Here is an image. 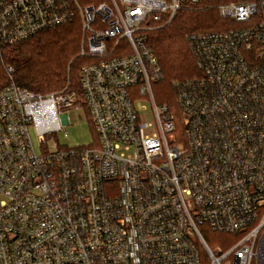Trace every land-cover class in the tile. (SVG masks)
Masks as SVG:
<instances>
[{
    "label": "built area",
    "instance_id": "1",
    "mask_svg": "<svg viewBox=\"0 0 264 264\" xmlns=\"http://www.w3.org/2000/svg\"><path fill=\"white\" fill-rule=\"evenodd\" d=\"M197 9L229 25L187 35L198 76L172 83L179 136L177 115L154 102L162 74L147 35ZM78 18L89 59L79 86L96 140L48 146L66 137L61 112L76 92L67 82L35 94L6 68L0 264H264V0H0V45ZM144 98L154 124L135 106ZM203 226L238 239L211 249Z\"/></svg>",
    "mask_w": 264,
    "mask_h": 264
},
{
    "label": "trees",
    "instance_id": "2",
    "mask_svg": "<svg viewBox=\"0 0 264 264\" xmlns=\"http://www.w3.org/2000/svg\"><path fill=\"white\" fill-rule=\"evenodd\" d=\"M105 1L78 0L83 6ZM223 29V20L215 10L197 9L180 10L168 24L150 31L147 45L162 74L161 79L153 85L159 83L172 88L175 81L198 76L195 60L186 40L187 35ZM81 36L80 23L73 21L25 40L0 45V91L9 83L7 67L12 69L13 83L17 87L35 94L60 90L68 80L69 89L77 94L76 104L84 107L89 117L79 86L80 69L89 62V59L79 56ZM165 105L170 113L177 114L172 106ZM177 119L178 116L175 118L176 123ZM204 239L209 246V240Z\"/></svg>",
    "mask_w": 264,
    "mask_h": 264
},
{
    "label": "rangeland",
    "instance_id": "3",
    "mask_svg": "<svg viewBox=\"0 0 264 264\" xmlns=\"http://www.w3.org/2000/svg\"><path fill=\"white\" fill-rule=\"evenodd\" d=\"M107 1V0H106ZM193 11V10H190ZM74 22H79V18L76 19ZM80 23V22H79ZM222 25V23H220ZM229 25L228 22L223 20V27L225 28ZM82 34V30H81ZM68 80L65 82V84ZM64 84V86H65ZM153 85V84H152ZM63 86V87H64ZM59 91V90H57ZM54 91V92H57ZM152 93L154 94L153 98L155 97V105H165L169 104L176 110V115L178 116L177 119V126H178V135H181L182 132V125H181V117L180 114L178 115V108L176 104V98L173 89L171 86L164 87L163 84H154L152 87ZM163 103V104H161ZM144 105L146 107V111L141 109V106ZM135 106L139 113H141L142 121L144 122H151L154 124L155 119L151 111L152 103L150 99H138L135 101ZM61 113L66 114L69 120V123L63 125V131L66 133V137H64L63 132L58 133L55 136H52L51 139L48 137L46 138L47 145L50 146L52 143L56 142L59 146L64 148H77V147H87L91 146L94 141L96 140L94 128L92 123L89 120L88 114L84 107L80 105H74L73 107L66 108ZM60 115V113H59ZM29 134L35 147V150L39 153V143L37 139V135L33 127H30ZM202 235L209 240V247L211 249L215 248H222L227 249L232 244L236 242L238 236L231 235V234H223V233H215L208 230L206 227L200 228Z\"/></svg>",
    "mask_w": 264,
    "mask_h": 264
}]
</instances>
